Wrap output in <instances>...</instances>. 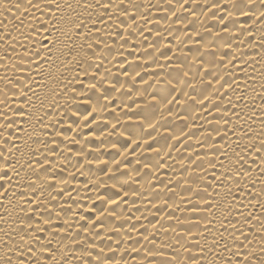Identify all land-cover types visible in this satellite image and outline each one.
I'll return each instance as SVG.
<instances>
[{
	"label": "bare ground",
	"instance_id": "obj_1",
	"mask_svg": "<svg viewBox=\"0 0 264 264\" xmlns=\"http://www.w3.org/2000/svg\"><path fill=\"white\" fill-rule=\"evenodd\" d=\"M38 2L0 0V264H264V5Z\"/></svg>",
	"mask_w": 264,
	"mask_h": 264
},
{
	"label": "snow or ice",
	"instance_id": "obj_2",
	"mask_svg": "<svg viewBox=\"0 0 264 264\" xmlns=\"http://www.w3.org/2000/svg\"><path fill=\"white\" fill-rule=\"evenodd\" d=\"M43 2L45 4H53L55 3V0H43ZM79 2H82V0H79ZM256 2V0H241V3L238 5V7L240 8L241 11H251V7L252 5ZM259 3L261 5H264V0H259ZM28 4L33 7V8H40V3L38 2V0H28ZM56 8H60L61 5L60 4H55ZM102 7L107 8L108 5L107 4H102ZM14 7L16 8H21V7H25V5L21 4V3H17L14 5ZM69 7H71V5H69ZM262 15H264V11H262L261 13ZM260 17H257V19H259ZM6 38V37H4ZM53 44H55V42H52ZM45 48H47V52L50 54L52 52V48L48 47V45H44ZM37 56H39V53H37ZM35 59V58H34ZM45 59H50V55L46 56ZM35 62L37 64L40 63L39 59H35ZM0 103H5L4 101H0ZM7 113H0V116L2 117H6ZM4 127H7V125H4ZM0 172L6 173V169H0ZM4 179V176H0V180ZM2 186V185H0ZM0 195H3L2 192H0Z\"/></svg>",
	"mask_w": 264,
	"mask_h": 264
}]
</instances>
